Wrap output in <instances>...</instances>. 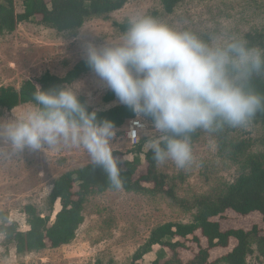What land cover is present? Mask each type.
Listing matches in <instances>:
<instances>
[{"label":"rangeland","instance_id":"rangeland-1","mask_svg":"<svg viewBox=\"0 0 264 264\" xmlns=\"http://www.w3.org/2000/svg\"><path fill=\"white\" fill-rule=\"evenodd\" d=\"M16 11H22V0H15ZM150 14L177 29H187L206 41L241 38L247 32H264V0H185L168 15L162 13L160 0H129L124 6L106 16H93L80 28L57 32L33 21L20 23L11 32L0 35V81L4 86L18 89L26 80H37L44 72L64 76L73 65L84 59L83 45L91 41L100 46L106 41L119 40L127 28V19L136 14ZM154 14V15H153ZM73 82H80L78 95L86 97L97 109L120 104L117 97L103 100L111 91L91 70ZM72 82V83H73ZM32 104H22L12 110L2 109L0 118L10 119ZM123 124L115 129L112 146L117 157L136 172L145 166L144 154L155 135L149 126L142 152L127 148ZM191 140L194 161L178 169L172 161L156 170L164 174L173 189L174 199L163 194H143L122 188L95 192L87 196L83 220L75 237L54 248H44L17 255L8 250L0 235V264H129L134 251L148 238L157 224L168 221L189 222L196 211V200L214 199L225 190L240 169L247 155L264 149V122L250 121L243 127L230 130H197ZM244 150L236 151V144ZM82 146L63 142L45 146L41 151L25 150L13 153L6 144L0 145V211L26 227L23 207L32 202L43 212L45 198L52 182L63 172L90 163ZM222 228L256 224L264 230V221L256 214L240 216L229 212L220 221ZM233 244V243H232ZM248 256L251 264H264V252L253 245ZM225 249H216L214 256ZM182 257L185 259V252ZM168 251L155 246L141 260L147 264ZM223 264V263H218Z\"/></svg>","mask_w":264,"mask_h":264},{"label":"clouds","instance_id":"clouds-1","mask_svg":"<svg viewBox=\"0 0 264 264\" xmlns=\"http://www.w3.org/2000/svg\"><path fill=\"white\" fill-rule=\"evenodd\" d=\"M86 63L137 116L152 120L155 139L149 148L157 164L172 161L178 169L194 161L191 134L224 126H246L264 109V96L250 88L264 72V50L244 38L206 41L147 13L127 19L115 42L83 45ZM80 82L34 94L35 103L10 119L0 118V145L13 153L41 151L61 142L82 146L92 165L122 187L119 160L111 147L112 121L97 120L78 98Z\"/></svg>","mask_w":264,"mask_h":264},{"label":"trees","instance_id":"trees-1","mask_svg":"<svg viewBox=\"0 0 264 264\" xmlns=\"http://www.w3.org/2000/svg\"><path fill=\"white\" fill-rule=\"evenodd\" d=\"M129 0H22L23 10L16 11L15 0H0V35L13 31L20 23L33 21L52 28L57 32L80 28L93 16H106L124 6ZM185 0H160L162 13L171 14ZM154 15V14H153ZM249 46L264 50V32L253 31L243 35ZM91 71L85 58L76 62L64 76L44 72L37 80H26L18 89L4 86L0 81V111L12 110L22 104H34V94L41 90H51L72 83L82 74ZM250 88L264 96V72L254 74ZM108 91L103 100L115 98ZM86 110L96 111L97 120H110L114 128L121 127L128 118L136 116L126 105L120 103L107 109H97L90 105L83 95H78ZM151 122L150 117L142 116ZM251 121L264 122V109L258 111ZM230 130L229 126L222 128ZM191 134V140L197 136ZM146 137H142L134 148L142 152ZM244 143L236 144V151L244 150ZM118 157V151L113 152ZM145 166L136 172L123 167L121 170L122 189L143 194H163L174 199L173 189L167 184L164 174L156 170L153 152L144 154ZM107 174L92 163L63 172L52 182L45 198L43 212L34 203L23 207L26 227L20 228L16 221L0 211V235L8 250L13 247L17 255L44 248H54L70 242L83 220L84 203L88 195L95 192L114 190ZM229 212L240 216L256 213L264 221V149L246 156L240 169L225 190L214 199L196 200V211L189 222L168 221L155 225L145 242L132 254L129 264H142L143 257L155 246L168 251L169 255H158L147 264H251L248 256L253 245L264 252V230L256 224L248 228L242 226L222 228L220 221ZM233 243V244H232ZM225 249L222 255L214 256L216 249ZM185 252V259L182 252Z\"/></svg>","mask_w":264,"mask_h":264},{"label":"built area","instance_id":"built-area-1","mask_svg":"<svg viewBox=\"0 0 264 264\" xmlns=\"http://www.w3.org/2000/svg\"><path fill=\"white\" fill-rule=\"evenodd\" d=\"M123 136L127 144V148H136L141 138L146 134L149 126L152 127V123L146 121L142 116H135L128 118L124 122ZM117 129V128H115ZM113 152L119 151L111 145Z\"/></svg>","mask_w":264,"mask_h":264},{"label":"water","instance_id":"water-1","mask_svg":"<svg viewBox=\"0 0 264 264\" xmlns=\"http://www.w3.org/2000/svg\"><path fill=\"white\" fill-rule=\"evenodd\" d=\"M137 115V114H136Z\"/></svg>","mask_w":264,"mask_h":264}]
</instances>
